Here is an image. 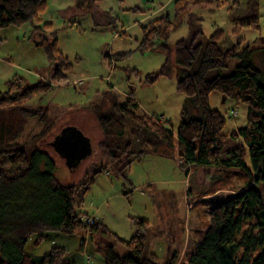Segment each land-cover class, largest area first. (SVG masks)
I'll return each instance as SVG.
<instances>
[{"label": "rangeland", "instance_id": "1", "mask_svg": "<svg viewBox=\"0 0 264 264\" xmlns=\"http://www.w3.org/2000/svg\"><path fill=\"white\" fill-rule=\"evenodd\" d=\"M189 9L194 13L186 12L182 24L174 27L173 22L171 28L168 44L172 50L174 74L161 76L153 84L144 83L147 75L160 70L167 57L160 51L143 52L139 49L144 37L142 26L167 14L173 16L172 0H101L96 5L84 7L77 5L75 0H48L38 21L0 29L2 92L8 90L7 81L13 78L18 79L23 87L39 80H51L53 63L47 45L53 39L57 40L59 51L72 64L70 82L57 83L50 92L30 101L39 107L62 106L67 110L64 117L44 140L34 141L24 148L29 154L35 147L49 153L56 163V177L67 185H81V200L76 211L102 223L94 231L85 228L73 234L48 231L39 247L34 246V239L28 243V253L45 255L54 247H62L74 264H105L104 254L109 247L119 255L128 253L114 237L117 235L125 240L133 237L132 220L137 218L149 222L144 255L151 257L153 254L158 264H166L171 251L178 255V263H181L185 261L189 246L199 240L203 221L207 218L206 210L220 205L234 194L222 190L204 197L200 203L199 194L208 188L214 169L182 167L181 150L177 145L171 150L167 147L145 149L130 136L128 139L133 144L129 151L144 150V153L139 161L132 163L126 177L119 171L120 163L107 164L98 147L102 133L96 114L90 108L94 104L102 105L104 101L103 110H110L104 100L105 91L114 92L112 89H115L118 94L125 95L134 86L137 113L154 117L175 134L183 119V111L186 112L185 118L192 116V101L177 91V80L182 74L175 62L174 49L181 39L196 34V43L202 44L189 72L198 69L207 39L217 29L225 33L219 42L222 49H229L237 43L240 50L250 46L254 64L264 70V53L260 49L264 47V0H198ZM126 53L128 56L119 57ZM239 63L237 58L231 59L221 71L210 70L207 78L230 75ZM224 98L219 92H213L210 105L225 116L224 133L230 134L246 126L248 107ZM0 121L10 123L16 129L21 118L6 109L0 113ZM67 127L77 128L91 142V153L72 169L53 145L57 135ZM148 136L154 138L153 133ZM236 143L231 138L225 140L224 158L230 156L229 151ZM246 165L252 168L249 157H246ZM104 166L107 168L98 172ZM242 185L236 182L238 188ZM85 187L88 188L86 191ZM260 193L264 198L263 183L260 184Z\"/></svg>", "mask_w": 264, "mask_h": 264}, {"label": "trees", "instance_id": "2", "mask_svg": "<svg viewBox=\"0 0 264 264\" xmlns=\"http://www.w3.org/2000/svg\"><path fill=\"white\" fill-rule=\"evenodd\" d=\"M47 1L0 0V29L38 21ZM75 1L84 7L96 5L101 0ZM197 2L174 0L173 16L167 14L142 26L144 37L139 49L160 51L167 57L160 70L147 75L145 84L174 74L172 50L168 44L171 28L173 22L174 27H179L186 12L191 14L189 7ZM224 35L223 30L217 29L209 36L199 67L192 72L188 69L202 49V44L196 43V34L175 44V62L182 74L177 80V91L193 103L192 116L185 118L183 111L176 134L154 117L137 113L134 86L125 95L118 94L115 89H112L114 92L105 91L108 112L103 110L104 101L90 108L96 114L102 133L98 143L101 155L107 164L120 163L119 171L124 177L132 163L139 161L144 153V150L129 151L133 142L128 138L133 136L145 149L167 147L171 150L177 145L181 150L182 167L213 168L208 188L199 194L200 203L204 197L222 190L234 192L225 202L206 210L202 233L199 240L189 246L185 261L178 263V255L170 251L166 264H264V198L260 193V184H264V70L254 64L250 46L240 50L237 43L222 49L219 42ZM260 49L264 53V47ZM47 52L53 63L49 82L39 80L23 87L13 78L7 81L8 90L0 91V113L9 109L21 118L16 129L0 121V264H74L65 248L54 247L45 255H33L26 251V246L34 239V246L39 247L48 231L73 234L82 228L94 231L102 224L91 217L92 223L88 224L86 218L89 216L83 217L76 211L81 200V185L60 181L55 175L56 163L49 153L35 147L29 154L24 148L34 141L44 140L67 111L59 105L39 107L30 102L50 92L55 84L70 82L72 64L59 51L56 39L49 42ZM234 58L240 63L232 74L207 78L210 70L221 71ZM132 71L138 74L136 69ZM213 92H219L225 100L231 98L247 105L246 126L230 134L224 133L226 118L210 105ZM151 133L154 138L148 136ZM227 138L237 143L229 151L230 156L224 158ZM132 155L135 156L130 159ZM246 157L250 158L252 168L246 165ZM92 182L93 179L89 184ZM236 182L243 187L238 188ZM87 189L85 187L84 191ZM132 222L133 237L128 240L114 237L128 253L119 255L109 247L104 254L105 264H158L153 254L151 257L144 255L149 222L137 218Z\"/></svg>", "mask_w": 264, "mask_h": 264}, {"label": "water", "instance_id": "3", "mask_svg": "<svg viewBox=\"0 0 264 264\" xmlns=\"http://www.w3.org/2000/svg\"><path fill=\"white\" fill-rule=\"evenodd\" d=\"M53 145L65 157L71 169L91 153L90 139L75 127L65 128Z\"/></svg>", "mask_w": 264, "mask_h": 264}, {"label": "crops", "instance_id": "4", "mask_svg": "<svg viewBox=\"0 0 264 264\" xmlns=\"http://www.w3.org/2000/svg\"><path fill=\"white\" fill-rule=\"evenodd\" d=\"M174 0H172V2H173ZM192 11V13H194V11L193 10H191ZM245 25V24H244ZM249 25V24H248ZM91 218H93V217H91ZM93 219H95L96 220V222H97V219L96 218H93Z\"/></svg>", "mask_w": 264, "mask_h": 264}, {"label": "built area", "instance_id": "5", "mask_svg": "<svg viewBox=\"0 0 264 264\" xmlns=\"http://www.w3.org/2000/svg\"><path fill=\"white\" fill-rule=\"evenodd\" d=\"M88 223H92V220L88 219Z\"/></svg>", "mask_w": 264, "mask_h": 264}]
</instances>
